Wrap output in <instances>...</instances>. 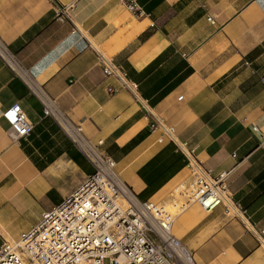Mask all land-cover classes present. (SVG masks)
<instances>
[{"label":"crops","instance_id":"crops-1","mask_svg":"<svg viewBox=\"0 0 264 264\" xmlns=\"http://www.w3.org/2000/svg\"><path fill=\"white\" fill-rule=\"evenodd\" d=\"M139 4L136 18L121 0H0V39L70 123L103 141L140 200L168 203L188 177V158L162 125L206 168L232 170L229 191L248 219L192 204L172 231L196 264H264V142L252 128L264 133V0ZM99 52L137 83L138 97L104 72ZM14 103L34 127L20 138L0 118V245L94 170L0 57V113Z\"/></svg>","mask_w":264,"mask_h":264},{"label":"built area","instance_id":"built-area-1","mask_svg":"<svg viewBox=\"0 0 264 264\" xmlns=\"http://www.w3.org/2000/svg\"><path fill=\"white\" fill-rule=\"evenodd\" d=\"M121 1L134 17L145 14L139 0ZM62 13L66 15L65 11ZM58 17L61 18V13ZM208 19L212 20V17ZM0 57L12 71L23 77L41 102L44 114L59 123L94 168L17 240L4 241L0 245V264H196L193 251L172 231L180 213L192 204L205 210L222 204L227 216L244 222L248 219L246 210L229 191L228 179L232 170L215 172L206 168L188 143L177 141L173 128L164 125V134L188 158V177L170 193L174 211L166 203L140 200L120 177L116 160L102 148L103 141H91L83 135L80 125L70 123L55 100L29 78L1 39ZM98 60L104 72L117 79L120 88L138 97L137 83L120 66L101 52ZM261 80L264 85V76ZM109 90L115 92L117 88ZM0 118L20 138L28 137L34 127L19 103L4 109ZM252 128L264 142V133L256 125ZM259 244L264 250V239H260Z\"/></svg>","mask_w":264,"mask_h":264},{"label":"rangeland","instance_id":"rangeland-1","mask_svg":"<svg viewBox=\"0 0 264 264\" xmlns=\"http://www.w3.org/2000/svg\"><path fill=\"white\" fill-rule=\"evenodd\" d=\"M166 206L171 210V211H174V209L172 208L171 206V202L169 201L168 203H166Z\"/></svg>","mask_w":264,"mask_h":264},{"label":"bare ground","instance_id":"bare-ground-1","mask_svg":"<svg viewBox=\"0 0 264 264\" xmlns=\"http://www.w3.org/2000/svg\"><path fill=\"white\" fill-rule=\"evenodd\" d=\"M136 22V21H135ZM105 55V54H104ZM106 56V55H105ZM108 57V56H107ZM172 206V205H171Z\"/></svg>","mask_w":264,"mask_h":264}]
</instances>
